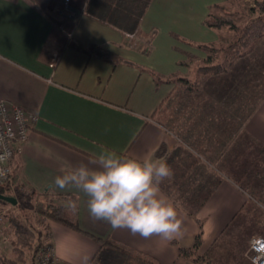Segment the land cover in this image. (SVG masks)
Returning <instances> with one entry per match:
<instances>
[{
    "label": "crops",
    "instance_id": "0c3cea01",
    "mask_svg": "<svg viewBox=\"0 0 264 264\" xmlns=\"http://www.w3.org/2000/svg\"><path fill=\"white\" fill-rule=\"evenodd\" d=\"M87 1L0 0V101L38 117L12 169L44 206L55 194L79 201L80 230L44 221L55 264H96L100 240L159 264H197L180 251L198 239L193 259L251 264L244 254L255 235L264 237V84L242 71L244 61L218 77L198 79L195 68L207 58L200 47L220 46L229 32L205 25L211 7L233 0H153L133 37L87 15ZM91 46L117 62L80 49ZM180 79L197 83L196 104L184 109L177 98L162 108L186 93ZM105 149L166 161L173 176L160 190L178 207L181 238L114 230L90 217L81 192L54 186Z\"/></svg>",
    "mask_w": 264,
    "mask_h": 264
},
{
    "label": "trees",
    "instance_id": "16d2710c",
    "mask_svg": "<svg viewBox=\"0 0 264 264\" xmlns=\"http://www.w3.org/2000/svg\"><path fill=\"white\" fill-rule=\"evenodd\" d=\"M152 1L153 0H88L85 13L133 37L139 34L141 22ZM254 2L256 9L260 11L261 14H264V0H255ZM225 12L226 10L223 6L216 5L211 7L210 14L204 23L207 27L215 30L229 29L233 34L232 42L227 48L213 45L200 47L207 53V58L195 64L198 79L201 77H218L232 70V67H234L236 63L244 61L246 68L242 71L252 73L257 77L256 80L260 85L264 84V46L263 49L259 51L255 48L258 45V41L264 40V17L251 20L248 24H245V26L240 27L235 20L237 14H226ZM154 35L155 34L151 35L150 39L147 41L149 47ZM80 49L91 57L103 59L114 64L117 62V58L104 48L91 46L86 49ZM145 53L149 54L150 48H148ZM156 80L158 83L161 82V79L158 77H156ZM179 82L186 86V93L181 96H179L181 94L179 92L181 91H178V95L177 92L176 94L174 93L170 99L164 102L162 108L164 105H171L177 98L179 105L183 106L184 109L186 104L187 107L191 105L190 108L196 104L194 98L197 97H194L192 92L193 90H197V83L195 82L192 84L185 79H180ZM194 163H196V161ZM191 165H193L192 162ZM0 193L18 200L16 208L25 220L24 224L9 221L8 225L11 226L16 236V244L13 248L16 257L15 259H11L0 255V264H34V255L38 249L45 244L52 246L51 235L48 232H37L27 213V204L35 201L37 195L34 191L28 190L25 185L18 180V175L15 171L12 172L10 180L6 184L0 185ZM54 199V203L40 207L38 210L37 213L41 216L42 220L58 222L67 227L80 230L78 197L75 195L55 194ZM69 202L76 203V211L73 212L67 207ZM0 205L10 206V204L1 200ZM100 242L101 249L94 260L96 264H159L157 261L139 252L130 251L113 241L104 242L100 240ZM199 242L198 239L194 249L198 248ZM194 249H181L180 255L184 258H189L197 264H207L208 262H206L203 257L192 258ZM25 250L30 252L29 257L25 255Z\"/></svg>",
    "mask_w": 264,
    "mask_h": 264
},
{
    "label": "clouds",
    "instance_id": "9594fccd",
    "mask_svg": "<svg viewBox=\"0 0 264 264\" xmlns=\"http://www.w3.org/2000/svg\"><path fill=\"white\" fill-rule=\"evenodd\" d=\"M172 176L164 160L126 157L105 149L93 158L91 166L81 163L56 176L54 186L81 192L87 198L90 217L114 230L172 241L183 236V222L177 205L160 190ZM67 207L74 212L77 205L69 202ZM255 243L257 253L264 256V246Z\"/></svg>",
    "mask_w": 264,
    "mask_h": 264
},
{
    "label": "built area",
    "instance_id": "2783aa9c",
    "mask_svg": "<svg viewBox=\"0 0 264 264\" xmlns=\"http://www.w3.org/2000/svg\"><path fill=\"white\" fill-rule=\"evenodd\" d=\"M68 4L69 0H66V5ZM37 121L36 115L27 112L22 107L7 101H0V173H2L0 185H4L10 180L13 172L11 163L16 146L21 147L26 144L30 131ZM10 206L11 208L6 207V210L5 206L0 205V239L3 237L4 243H7V238L3 236V232L9 221L18 224L23 222V217L18 214L16 206ZM255 242H258L259 246H264V237L261 235L253 237L245 258L251 264H264V256L257 253ZM34 264H55L53 247L48 244L41 246L34 255Z\"/></svg>",
    "mask_w": 264,
    "mask_h": 264
},
{
    "label": "rangeland",
    "instance_id": "374dc122",
    "mask_svg": "<svg viewBox=\"0 0 264 264\" xmlns=\"http://www.w3.org/2000/svg\"><path fill=\"white\" fill-rule=\"evenodd\" d=\"M232 3L233 4H231L230 6L225 8V10H226L225 13L226 14L227 13L237 14V16L235 17V20L240 27L245 26V24H248L251 20L258 19L259 17H264V14H261V12L256 9V5H255L254 1L253 2H244L243 0H233ZM222 15H223V13H222ZM232 39H233L232 32L231 31L227 32V36L224 37L220 47L221 48L222 47L227 48L228 45L231 44ZM263 46H264V41L262 40L260 42L258 41V45L256 47L255 46L254 47L257 48L259 51V50L263 49ZM259 90L262 91V87H260ZM43 206H44V204H41L40 201H38V200H35L32 203L27 204V206H26L27 213L30 216L31 221L33 222V225H34L36 231L41 232V233L45 232L44 220H42L41 216L37 212L40 209V207H43ZM6 207L11 208V206H5L6 210H7ZM16 210H17V208H16ZM18 214L21 215L19 211H18ZM24 223H25V220L23 219V222H21L20 224H24ZM6 226L7 227H5V229H4L3 236L5 238H7V243H4L2 241L4 238L1 237V239H0V255L6 256V257L11 258V259H15L16 255L13 251V248L15 247V244H16V236L14 235L13 229H11V226L10 225H6ZM255 236H257V235H255ZM249 247H250V245H249ZM249 247L246 250L245 254L249 251ZM245 254H244V257H245ZM25 255L27 257H29L30 252L28 250H25Z\"/></svg>",
    "mask_w": 264,
    "mask_h": 264
},
{
    "label": "water",
    "instance_id": "95a60500",
    "mask_svg": "<svg viewBox=\"0 0 264 264\" xmlns=\"http://www.w3.org/2000/svg\"><path fill=\"white\" fill-rule=\"evenodd\" d=\"M0 200L1 201H4L10 205H13V206H17L18 205V200L14 197H8V196H4L0 193Z\"/></svg>",
    "mask_w": 264,
    "mask_h": 264
}]
</instances>
